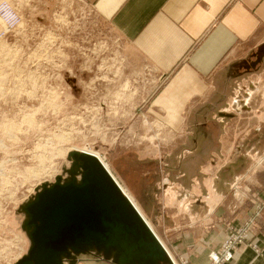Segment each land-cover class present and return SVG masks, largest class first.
I'll return each instance as SVG.
<instances>
[{"label": "rangeland", "instance_id": "rangeland-1", "mask_svg": "<svg viewBox=\"0 0 264 264\" xmlns=\"http://www.w3.org/2000/svg\"><path fill=\"white\" fill-rule=\"evenodd\" d=\"M2 6L12 9L17 23L10 19L9 25L0 13V264L26 255L31 226L23 208L36 193L55 182L80 183L82 170L71 153L83 150L99 158L142 216L141 206L150 214L154 201L149 197L159 196L177 171H255L241 210L230 218L219 215L223 240L197 264H230L243 247L260 255L254 241L264 233V137L256 136L252 144L244 135L257 125L250 128L245 119L264 111V79L254 82L247 101L252 109L230 111V91L222 98L226 110L212 112L213 121L234 120L223 129L226 143L219 157L213 140L217 129L210 128L206 138L198 128L162 127L156 120L163 113L127 110L141 97L124 94L131 80L123 74L116 43L93 24L88 8L69 0H0ZM260 52L253 67L264 77ZM223 84L228 89V82ZM174 116L166 114L172 124ZM236 151L247 158L235 159ZM78 247L91 252L93 263L105 258L93 244ZM130 255L126 264H136V254ZM171 262L166 257L152 264Z\"/></svg>", "mask_w": 264, "mask_h": 264}, {"label": "crops", "instance_id": "crops-1", "mask_svg": "<svg viewBox=\"0 0 264 264\" xmlns=\"http://www.w3.org/2000/svg\"><path fill=\"white\" fill-rule=\"evenodd\" d=\"M69 1L88 8L93 24L116 43L123 74L131 80L124 94L141 97L126 109L163 113L156 120L162 127L198 128L206 138L210 128L217 129L213 140L219 144L218 155L222 157L226 143L223 129L234 120L213 121L211 114L226 110L222 98L230 91V111L252 109L247 101L254 82L264 79L257 72L259 68L253 67L259 51L264 52V0ZM226 81L228 89L224 88ZM235 99L239 104H234ZM166 114H177L173 118L178 119L172 124L174 120ZM245 122L250 128L257 124L244 135L250 143L256 136L264 137L260 136L263 130L259 131L264 129V111ZM234 158L247 157L236 151ZM203 170L177 171L160 187L159 196L152 193L149 197L154 201L150 214L138 206L174 264L178 257L190 264L203 263L206 251L223 240L219 215L230 218L241 210L246 185H254L255 171ZM257 236L254 246L261 249L260 255L243 247L230 264H264V233ZM101 250L104 260L93 263L89 250L68 247L59 255V263L126 264L131 252L136 254V264L166 262V257H146L124 245Z\"/></svg>", "mask_w": 264, "mask_h": 264}, {"label": "water", "instance_id": "water-1", "mask_svg": "<svg viewBox=\"0 0 264 264\" xmlns=\"http://www.w3.org/2000/svg\"><path fill=\"white\" fill-rule=\"evenodd\" d=\"M82 170L80 183H53L24 206L31 245L14 264H60L68 247L121 245L163 260L165 252L141 215L100 161L71 153Z\"/></svg>", "mask_w": 264, "mask_h": 264}, {"label": "bare ground", "instance_id": "bare-ground-1", "mask_svg": "<svg viewBox=\"0 0 264 264\" xmlns=\"http://www.w3.org/2000/svg\"><path fill=\"white\" fill-rule=\"evenodd\" d=\"M2 8L4 9V12H2ZM7 10H9V17L11 18V20L13 21V22H16L17 23V16L12 12V9H10L8 6H2L1 8H0V13H3V16H5V18H6V20H7V15H6V13H7ZM10 18H9V22H8V24L10 25ZM80 154H91V155H93V156H95L98 160H99V158L96 156V155H94V154H92V153H89V152H87V151H80L79 152ZM79 155V154H78ZM100 161V160H99ZM100 163L104 166V168L107 170V172L109 173V175L112 177V179L115 181V183L117 184V186L119 187V189H120V191L122 192V194L124 195V196H126L125 195V193H124V190L122 189V187L119 185V183L116 181V179L112 176V174L109 172V170L107 169V167L100 161ZM127 197V196H126ZM128 198V197H127ZM128 200L132 203V205L135 207V209L138 211V209H137V207L133 204V202L128 198ZM138 213H139V211H138ZM140 214V213H139ZM141 215V214H140ZM141 217L143 218V220L145 221V223L148 225V223L146 222V220H145V218L141 215ZM149 226V225H148ZM150 227V226H149ZM156 236V235H155ZM157 239V238H156ZM157 240H159V239H157ZM161 245V244H160ZM162 246V245H161ZM163 248V247H162ZM163 250H164V248H163ZM164 252H165V255H167V253H166V251L164 250ZM169 258V257H168ZM170 260V259H169ZM171 264H173L172 262H171Z\"/></svg>", "mask_w": 264, "mask_h": 264}, {"label": "built area", "instance_id": "built-area-1", "mask_svg": "<svg viewBox=\"0 0 264 264\" xmlns=\"http://www.w3.org/2000/svg\"><path fill=\"white\" fill-rule=\"evenodd\" d=\"M6 15H7V21L9 22V10H7V13H6ZM11 19V18H10ZM11 21V20H10ZM214 256V258H212V259H214V260H216L217 259V257L215 256V255H213Z\"/></svg>", "mask_w": 264, "mask_h": 264}]
</instances>
